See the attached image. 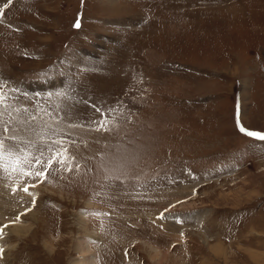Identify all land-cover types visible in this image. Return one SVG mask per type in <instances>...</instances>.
Listing matches in <instances>:
<instances>
[{"label": "rangeland", "instance_id": "374dc122", "mask_svg": "<svg viewBox=\"0 0 264 264\" xmlns=\"http://www.w3.org/2000/svg\"><path fill=\"white\" fill-rule=\"evenodd\" d=\"M0 13L4 119L67 149L44 175L0 172V264H264V140L238 127L264 133V0Z\"/></svg>", "mask_w": 264, "mask_h": 264}, {"label": "snow or ice", "instance_id": "6c2138e0", "mask_svg": "<svg viewBox=\"0 0 264 264\" xmlns=\"http://www.w3.org/2000/svg\"><path fill=\"white\" fill-rule=\"evenodd\" d=\"M11 3V0H9ZM7 7V5H5ZM2 15V13H0ZM79 27V24L76 25ZM7 85L4 82H0V172L9 171H20L23 175H35L41 176L49 171L53 163H58L63 165L66 162L67 149L63 148V140L57 139L52 141V144L45 143L44 129L37 130L36 128L29 125L28 127L23 126L21 122L18 127L16 124L12 123V118L6 121L4 119L5 113L9 112L10 106L6 103L8 100L9 92H16L17 89H9L8 92L5 91ZM58 96L66 95L65 93H57ZM94 110L100 113L102 119L92 121V124L96 126V130H107L105 127V120L107 119L105 113L99 109ZM19 111V109H16ZM27 112V109H23ZM35 119V117H31ZM11 125V127H9ZM81 126L83 125H74ZM239 130L249 137H254L260 140H264V133L249 131L243 126L239 125ZM59 130H52L49 128L48 134L49 138L51 135H56ZM27 135L30 138H25ZM52 145H60L59 148H54ZM35 150L38 155H34L32 150ZM45 151L50 152L51 155L44 160ZM59 158V159H58ZM36 165H41L42 170L30 171L29 169L36 168ZM66 171H71V168H66ZM23 191L27 192L28 187H24ZM7 227V226H3ZM3 227H0V235L3 234ZM0 254H2V249H0Z\"/></svg>", "mask_w": 264, "mask_h": 264}, {"label": "bare ground", "instance_id": "6f19581e", "mask_svg": "<svg viewBox=\"0 0 264 264\" xmlns=\"http://www.w3.org/2000/svg\"><path fill=\"white\" fill-rule=\"evenodd\" d=\"M25 229L26 228H16V229L14 228L11 231H14L16 235H20L21 233L25 232ZM217 250H218V248H217Z\"/></svg>", "mask_w": 264, "mask_h": 264}]
</instances>
